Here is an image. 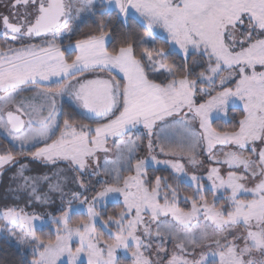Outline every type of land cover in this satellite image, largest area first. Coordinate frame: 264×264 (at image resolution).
Wrapping results in <instances>:
<instances>
[{"label": "snow or ice", "instance_id": "obj_1", "mask_svg": "<svg viewBox=\"0 0 264 264\" xmlns=\"http://www.w3.org/2000/svg\"><path fill=\"white\" fill-rule=\"evenodd\" d=\"M0 132V264H264V0H0Z\"/></svg>", "mask_w": 264, "mask_h": 264}, {"label": "trees", "instance_id": "obj_2", "mask_svg": "<svg viewBox=\"0 0 264 264\" xmlns=\"http://www.w3.org/2000/svg\"><path fill=\"white\" fill-rule=\"evenodd\" d=\"M0 143H5L2 134H0ZM155 175L167 176L168 172L163 170V167L161 166V169L157 171ZM117 207L118 205H116L114 202L110 203L108 212L111 213L113 208ZM16 259H18L16 245L11 241L5 240L3 236L0 235V260L15 261Z\"/></svg>", "mask_w": 264, "mask_h": 264}, {"label": "rangeland", "instance_id": "obj_3", "mask_svg": "<svg viewBox=\"0 0 264 264\" xmlns=\"http://www.w3.org/2000/svg\"><path fill=\"white\" fill-rule=\"evenodd\" d=\"M8 175H10V173H6L2 180H0V197H2L5 193V189L8 184Z\"/></svg>", "mask_w": 264, "mask_h": 264}, {"label": "crops", "instance_id": "obj_4", "mask_svg": "<svg viewBox=\"0 0 264 264\" xmlns=\"http://www.w3.org/2000/svg\"><path fill=\"white\" fill-rule=\"evenodd\" d=\"M65 99H67V98H65ZM0 134H2V135H3V133H2V132H0Z\"/></svg>", "mask_w": 264, "mask_h": 264}]
</instances>
